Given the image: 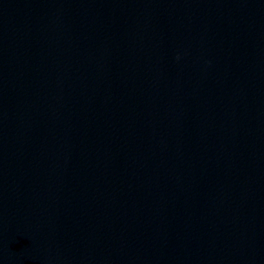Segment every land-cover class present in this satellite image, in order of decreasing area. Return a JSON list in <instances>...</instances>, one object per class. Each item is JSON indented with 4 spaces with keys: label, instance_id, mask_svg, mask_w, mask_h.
<instances>
[{
    "label": "water",
    "instance_id": "95a60500",
    "mask_svg": "<svg viewBox=\"0 0 264 264\" xmlns=\"http://www.w3.org/2000/svg\"><path fill=\"white\" fill-rule=\"evenodd\" d=\"M0 264H264V0H0Z\"/></svg>",
    "mask_w": 264,
    "mask_h": 264
}]
</instances>
